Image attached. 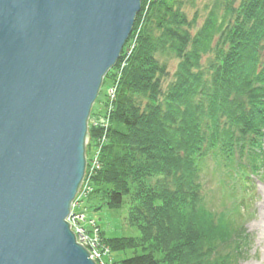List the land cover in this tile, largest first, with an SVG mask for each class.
Returning a JSON list of instances; mask_svg holds the SVG:
<instances>
[{
  "label": "trees",
  "instance_id": "1",
  "mask_svg": "<svg viewBox=\"0 0 264 264\" xmlns=\"http://www.w3.org/2000/svg\"><path fill=\"white\" fill-rule=\"evenodd\" d=\"M147 3L104 79L113 99L108 89L102 114L92 109L91 192L77 211L86 214L91 198L108 209L127 202V223L139 236L108 239L99 228L108 264H236L250 241L239 211L247 207V179L264 173V0H208L200 26L199 12L186 11L196 0ZM167 58L178 62L171 75ZM209 159L224 175L228 199L243 192L238 209L208 208ZM130 250L133 257H112Z\"/></svg>",
  "mask_w": 264,
  "mask_h": 264
},
{
  "label": "water",
  "instance_id": "2",
  "mask_svg": "<svg viewBox=\"0 0 264 264\" xmlns=\"http://www.w3.org/2000/svg\"><path fill=\"white\" fill-rule=\"evenodd\" d=\"M142 1L0 0V264H97L67 219Z\"/></svg>",
  "mask_w": 264,
  "mask_h": 264
},
{
  "label": "rangeland",
  "instance_id": "3",
  "mask_svg": "<svg viewBox=\"0 0 264 264\" xmlns=\"http://www.w3.org/2000/svg\"><path fill=\"white\" fill-rule=\"evenodd\" d=\"M151 0H148L146 8ZM208 0H196L195 6L191 5L186 6V11L190 17H193L195 11L199 12V22L200 26L204 20L205 13L203 12L204 4ZM140 26L133 39L130 42V49L127 52L125 58H123L120 63V70L123 69L126 64L135 42L137 40L138 33L140 31ZM127 49V45L125 47ZM167 61V68L170 72V75L174 73L177 66L176 60L163 59ZM126 62V63H125ZM119 69V68H118ZM171 78V77H170ZM111 85V80L107 78L105 83L102 85L100 95L93 107L94 114H102V106L106 96V92ZM264 172V171H263ZM262 173V171H261ZM262 177V178H261ZM261 177L251 176L247 179V183L250 186V192L246 196V208H240L241 214L243 217H240L243 222H245V230L250 235V241L248 248L241 254V258L238 259L236 264H264V173ZM224 175L220 169L215 165L214 160H208L204 165L203 171V186L206 193L207 206L213 211H223L227 209H238L234 207L235 204L239 205V198H241L240 192H235L237 195L236 198L228 199V188L224 185L223 182ZM239 186L241 181L239 180ZM234 184V183H233ZM90 201H86L84 204L86 210L84 211L86 219L95 221L96 225L99 226L103 235L110 238H121V237H138L139 232L136 228L131 227L127 223L128 216V205L127 202L119 209H108L103 205V200L100 198H91ZM239 200V201H238ZM237 217V215H234ZM71 225V224H70ZM86 227L89 228L88 224ZM71 230L72 226H71ZM101 237V236H100ZM101 240V239H100ZM140 254V250L138 251ZM135 255V251H126L113 253L112 257L115 261H120L125 258H130ZM110 262L109 256L106 257ZM106 259L104 262H106ZM98 264V263H97Z\"/></svg>",
  "mask_w": 264,
  "mask_h": 264
},
{
  "label": "built area",
  "instance_id": "4",
  "mask_svg": "<svg viewBox=\"0 0 264 264\" xmlns=\"http://www.w3.org/2000/svg\"><path fill=\"white\" fill-rule=\"evenodd\" d=\"M114 92V87L109 89L110 100L113 99ZM103 127L107 129V123L104 124ZM90 163H92L91 170H93V168H96V158H93ZM84 181L82 183L79 194L72 204L71 213L67 221L72 226V231L75 233L77 242L83 245L90 252V258L98 264H106L104 260L110 252L109 249L105 247L100 240L101 237L99 227L96 225L95 221H88L84 213L77 211V209L81 208L82 198H84L89 192H91V188H89L86 181ZM86 224H88L89 228L86 227Z\"/></svg>",
  "mask_w": 264,
  "mask_h": 264
}]
</instances>
